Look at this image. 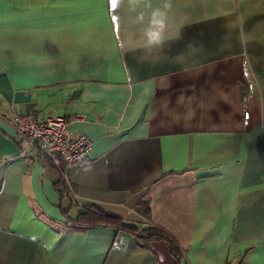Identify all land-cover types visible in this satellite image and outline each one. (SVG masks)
Returning a JSON list of instances; mask_svg holds the SVG:
<instances>
[{"label": "crops", "instance_id": "crops-1", "mask_svg": "<svg viewBox=\"0 0 264 264\" xmlns=\"http://www.w3.org/2000/svg\"><path fill=\"white\" fill-rule=\"evenodd\" d=\"M30 110L85 159L26 147ZM0 264H264V0H0Z\"/></svg>", "mask_w": 264, "mask_h": 264}, {"label": "built area", "instance_id": "built-area-1", "mask_svg": "<svg viewBox=\"0 0 264 264\" xmlns=\"http://www.w3.org/2000/svg\"><path fill=\"white\" fill-rule=\"evenodd\" d=\"M69 120L62 115L38 120L35 112L30 110L15 115V128L26 147L38 146L48 155L61 157L68 166L78 165L87 156L92 142L83 132H69Z\"/></svg>", "mask_w": 264, "mask_h": 264}, {"label": "trees", "instance_id": "trees-1", "mask_svg": "<svg viewBox=\"0 0 264 264\" xmlns=\"http://www.w3.org/2000/svg\"><path fill=\"white\" fill-rule=\"evenodd\" d=\"M74 223L81 227H91L102 224H112L120 226L122 222L120 218L105 213L103 210L96 206H88V208L81 212L78 218L74 220ZM131 229L134 230V232L138 235V237H140L143 243H148L153 239H164L168 242L170 251L174 255H178V248L170 240H168V236L163 231H160L152 226H146L144 228L131 227Z\"/></svg>", "mask_w": 264, "mask_h": 264}]
</instances>
